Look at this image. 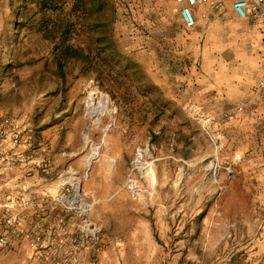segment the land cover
<instances>
[{
  "label": "rangeland",
  "instance_id": "rangeland-1",
  "mask_svg": "<svg viewBox=\"0 0 264 264\" xmlns=\"http://www.w3.org/2000/svg\"><path fill=\"white\" fill-rule=\"evenodd\" d=\"M54 1L0 0V248L23 264H264L261 71L246 91L229 81L247 54L231 69L222 44L262 39L258 22L214 29L208 58L202 6L188 30L174 0ZM62 39L92 61L59 69Z\"/></svg>",
  "mask_w": 264,
  "mask_h": 264
},
{
  "label": "crops",
  "instance_id": "crops-1",
  "mask_svg": "<svg viewBox=\"0 0 264 264\" xmlns=\"http://www.w3.org/2000/svg\"><path fill=\"white\" fill-rule=\"evenodd\" d=\"M203 12L206 13L207 17L206 19H204V21L207 22V49H206V54L207 57L210 58L211 54H215L219 47H217V45H215V42L220 41L219 39H216V37L214 36V29H222V30H232L235 29L239 23H240V18H238L233 10L231 9V0L227 1L226 7L223 10H220L219 8H210L208 6H203ZM222 12V14L220 15V13ZM179 18V17H178ZM243 22H251L252 20L257 21L258 22V26L260 28V30L262 31V37L264 38V29L263 27L260 25L259 21L253 18H246V19H242ZM181 25L182 22L179 19ZM198 25V23L196 24V26ZM199 25H203V23L199 24ZM183 26V25H182ZM202 27V26H201ZM250 28H245V30H239V34L240 35H236L234 36L233 34L232 36L229 37V40H227V38H223L222 44H229L234 46V48L236 47V49H234L233 53H234V57H230L231 59L229 60V64L228 66L232 68H234V63L236 61V59H240L242 57H244L247 54V62L245 63L244 66L241 67V73L235 72L234 75H229L228 77H230L229 81L234 82L236 78L238 79H242V89L244 88L245 91L247 90V88L253 84V82L255 81V78L257 77V75L259 74V72L261 71V73L264 70V53L262 54V57H260V66H255L253 68V71L255 69V71L253 73H251V69L249 67H251L254 63V61H252L251 59L254 58L253 56V52L256 48V46H261L263 45V38L259 39L258 34L256 33L254 36H250L251 33H253V30H249ZM227 32V31H225ZM223 32V33H225ZM230 34V35H231ZM253 45H255L254 47H252ZM231 52V49L229 50ZM244 55V56H243ZM207 58V59H208ZM247 68V72L243 73V69ZM250 69V70H249ZM260 73V74H261ZM233 77V79L231 78ZM237 80V79H236ZM230 85V83H229ZM249 89V88H248ZM2 199V200H1ZM10 199H14L12 198L10 195H8V193H4V195L0 196V205H6L8 204V201ZM0 264H23V261L21 258H19V256H17L15 254V251H13L12 249H7V248H0Z\"/></svg>",
  "mask_w": 264,
  "mask_h": 264
},
{
  "label": "built area",
  "instance_id": "built-area-1",
  "mask_svg": "<svg viewBox=\"0 0 264 264\" xmlns=\"http://www.w3.org/2000/svg\"><path fill=\"white\" fill-rule=\"evenodd\" d=\"M176 11L182 25L185 29H193L198 20L196 10L199 7L208 6L210 8H218L223 0H174ZM231 9L234 14L240 19L253 18L259 21L264 29V0H231ZM205 12L200 13V18L206 19ZM254 94L258 97H264V70L255 81ZM241 106L236 110L240 111ZM6 244L4 235L0 236V245Z\"/></svg>",
  "mask_w": 264,
  "mask_h": 264
},
{
  "label": "trees",
  "instance_id": "trees-1",
  "mask_svg": "<svg viewBox=\"0 0 264 264\" xmlns=\"http://www.w3.org/2000/svg\"><path fill=\"white\" fill-rule=\"evenodd\" d=\"M39 5L40 8H57L59 2H55L54 0H34ZM60 4L63 3L64 0H60ZM69 27V25H68ZM57 27L54 31L61 33H66L68 28L65 26L64 28ZM55 36V34H53ZM52 36V37H53ZM54 48H55V60L60 69L65 62L70 60L79 61L83 64L88 65L92 60L89 58L90 47L87 45H74L70 42H66L65 39L55 41L54 40Z\"/></svg>",
  "mask_w": 264,
  "mask_h": 264
}]
</instances>
